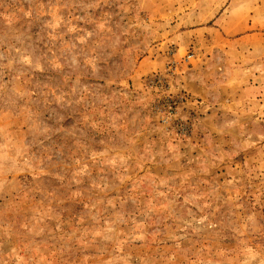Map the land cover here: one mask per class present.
<instances>
[{
	"label": "rangeland",
	"instance_id": "1",
	"mask_svg": "<svg viewBox=\"0 0 264 264\" xmlns=\"http://www.w3.org/2000/svg\"><path fill=\"white\" fill-rule=\"evenodd\" d=\"M213 1L0 0V264H264V40L196 68Z\"/></svg>",
	"mask_w": 264,
	"mask_h": 264
},
{
	"label": "crops",
	"instance_id": "2",
	"mask_svg": "<svg viewBox=\"0 0 264 264\" xmlns=\"http://www.w3.org/2000/svg\"><path fill=\"white\" fill-rule=\"evenodd\" d=\"M263 1L264 0L261 2L259 0H225L224 4H221V0L213 1V3H211L212 8L216 9L217 7H220V11H217L216 15L212 18L209 24L212 26L210 27L211 31H209V33L212 32L215 34V37H210V39L206 41L208 45L204 50L211 49L207 52L205 51L204 54L202 53L203 48L196 46L200 49L201 54L196 55L194 66L203 70L204 66L208 65L209 67V64L211 63L210 58L215 56V52L221 50V56H223L230 43L244 44L251 37L264 40V12L261 11L260 6ZM218 16H220L219 19H217ZM178 36H175L174 38L177 39ZM217 39L220 40L216 41ZM168 43L170 42L164 41L161 44L162 46L165 45V51L169 46ZM197 45L199 44L197 43ZM262 47L264 48V46ZM162 49L163 48H160V50ZM156 54L158 58H164L163 56L165 55V52H158ZM259 56L264 57V53ZM176 57H179L177 56V53ZM166 62L167 59L163 67L168 65ZM238 72L239 70H235V75Z\"/></svg>",
	"mask_w": 264,
	"mask_h": 264
}]
</instances>
